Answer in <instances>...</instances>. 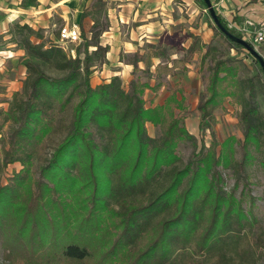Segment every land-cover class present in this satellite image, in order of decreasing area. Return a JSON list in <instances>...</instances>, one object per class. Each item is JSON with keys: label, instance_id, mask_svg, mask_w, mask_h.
<instances>
[{"label": "trees", "instance_id": "obj_1", "mask_svg": "<svg viewBox=\"0 0 264 264\" xmlns=\"http://www.w3.org/2000/svg\"><path fill=\"white\" fill-rule=\"evenodd\" d=\"M83 17L94 25L75 57L59 44L33 43L42 35L18 26L27 77L7 110L0 111V247L9 264H241L251 250L242 235L248 215L223 170L241 174L260 147L264 120L255 105L254 81L238 77L234 59L209 68L199 104L200 132L186 127L189 96L176 85L162 105L147 107V82L125 88L119 77L97 87L94 67L105 61L100 44L105 3L94 0ZM217 32L234 48L244 39L221 18ZM95 46V51L90 47ZM216 48L210 47L207 56ZM98 62V63H97ZM48 66L57 74L51 75ZM230 99L242 107L238 141L216 138L214 111ZM147 124L159 129L152 137ZM62 139L49 150L51 138ZM183 144L193 152L187 161ZM22 169L3 182L9 166ZM236 253V256H232ZM237 257V258H236ZM240 259V262L237 261Z\"/></svg>", "mask_w": 264, "mask_h": 264}, {"label": "crops", "instance_id": "obj_2", "mask_svg": "<svg viewBox=\"0 0 264 264\" xmlns=\"http://www.w3.org/2000/svg\"><path fill=\"white\" fill-rule=\"evenodd\" d=\"M94 0H0V110H7L15 92L23 87L27 72L16 70L25 50L16 39L18 26L41 32L58 24L77 26L87 38L94 21L83 17ZM106 27L100 44L107 47L105 61L94 67L93 87L119 77L125 88L134 79L147 82V107L162 105L180 85L189 96L190 113L199 115V104L208 86L207 66L217 60L239 62L240 51L219 32L205 0H103ZM216 16L228 24L251 20L264 24V0H210ZM81 33V34H82ZM36 41H34V40ZM42 39L31 37L33 43ZM217 41H222V54ZM225 42V43H224ZM57 43V42H56ZM210 47L212 51L207 56ZM95 46L90 51H95ZM9 65V68L7 66ZM188 119L186 123L188 126ZM199 116L190 133H200Z\"/></svg>", "mask_w": 264, "mask_h": 264}, {"label": "rangeland", "instance_id": "obj_3", "mask_svg": "<svg viewBox=\"0 0 264 264\" xmlns=\"http://www.w3.org/2000/svg\"><path fill=\"white\" fill-rule=\"evenodd\" d=\"M93 4L96 5V2H94ZM62 26L63 25L58 24L52 30H43L41 32V35L43 37L41 41H44L47 45L56 42V44L60 45V30ZM80 33H82L81 29ZM15 36L18 41L21 40V37L16 34V31ZM91 38L92 34L88 39L91 40ZM244 41H246L256 51L257 55L252 54L247 48H245V50H239L240 60L238 63H234L233 67H236L238 69V77L240 79H252L254 81V102L264 120V69L260 62L262 61L264 63V43L259 47H254L248 41V39H244ZM81 43H83L82 34L81 40L78 43H66V49H64L63 47L62 48L67 53L72 55L73 52V54L76 55V49L79 45H81ZM217 43H219V45H223L221 48V53L223 54L225 51L223 42L217 41ZM26 59L33 60L28 57L25 52V56L20 60V66L16 69L18 71V74H20L21 71L23 72L25 70L27 72V68L25 66V62L27 61ZM7 68H9V65L7 66ZM209 68L210 67L207 66L208 72ZM45 70L51 75L57 74L48 66L45 67ZM207 75V79H209L210 73H207ZM206 91L204 92V94L206 93ZM241 111L242 107L238 103H232L231 100L228 99L224 104V108H220L214 111L216 122L213 126L216 138L220 142H223L231 137H235V139L238 141L236 145V158L239 160H241L243 155V150L240 146V143H242L244 140V128L239 117ZM197 116H199V122H201L200 111L199 115L192 113L188 115V126L186 121L185 123L189 132L192 128L191 123L193 120H195V118H197ZM147 130L149 135L152 137L157 136L159 133V129L152 124H147ZM262 134L264 138V127L262 128ZM196 137L199 140L203 139L207 146L210 145V142L212 140L210 132H207L203 136V138L200 132ZM61 139V132L55 134L51 138L49 142V150L41 160H44L48 157L50 151L58 144ZM261 143L262 144L260 147L249 146V155L251 158L248 160L245 170L241 174H237L234 170H223L222 173L226 181V184L224 185L225 191H227L228 193L234 192L236 199L238 201H241L243 211L246 213V215H248V220L244 222L245 226L242 231V235H245L247 237L249 245L251 246V250L249 251L250 253L248 254V256L243 258L241 264H264V139ZM179 152L182 159L184 161H187L193 152V147L190 144H183ZM21 169L22 166L19 163L9 166L4 175L3 182L6 183L10 178H12L14 172H19ZM232 256H236V253H233ZM237 262L239 263L240 259ZM0 264H9L4 257V252L1 247Z\"/></svg>", "mask_w": 264, "mask_h": 264}, {"label": "built area", "instance_id": "obj_4", "mask_svg": "<svg viewBox=\"0 0 264 264\" xmlns=\"http://www.w3.org/2000/svg\"><path fill=\"white\" fill-rule=\"evenodd\" d=\"M228 29L242 35L254 47L264 43V24H257L246 20L243 24H228ZM81 40V33L77 26H64L60 30V46L65 48L66 43H78ZM72 56H75L72 52Z\"/></svg>", "mask_w": 264, "mask_h": 264}, {"label": "water", "instance_id": "obj_5", "mask_svg": "<svg viewBox=\"0 0 264 264\" xmlns=\"http://www.w3.org/2000/svg\"><path fill=\"white\" fill-rule=\"evenodd\" d=\"M205 2H206V4H207V6L210 8V11H211V14H212V17H213V19H214V21H215V23L217 24V25H220V22H219V20H218V18H217V16H216V14H215V12H214V10H213V7H212V4H211V2H210V0H205ZM243 44L245 45V47L252 53V54H254V55H257V53H256V51L246 42V41H243ZM261 62V65L263 66V69H264V63L262 62V61H260Z\"/></svg>", "mask_w": 264, "mask_h": 264}]
</instances>
